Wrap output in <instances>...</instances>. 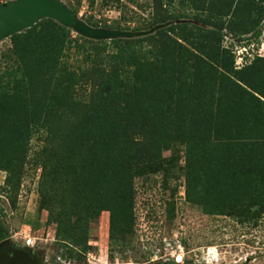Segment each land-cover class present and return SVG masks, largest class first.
<instances>
[{
  "label": "trees",
  "instance_id": "16d2710c",
  "mask_svg": "<svg viewBox=\"0 0 264 264\" xmlns=\"http://www.w3.org/2000/svg\"><path fill=\"white\" fill-rule=\"evenodd\" d=\"M224 2L222 14H229L232 4ZM253 4L249 0L244 9H235L233 24L202 35L203 41L186 31L177 38L162 31L164 42L151 51L132 44L124 47L109 70L94 72L89 104L71 99V93L74 85L90 79L84 72L59 68L68 40L65 25L45 18L12 35L19 70L5 72H11L9 77L22 75L16 77L13 91L0 89V167L10 170L25 160L34 125L54 128L67 122L68 128L55 133L69 138L73 146L95 143L99 148L91 165L100 174L111 160H125L124 177L129 180L119 177L118 185L129 201L101 200L92 215H85L86 228L91 217L108 209L113 234H121L133 216L132 167L159 160L174 142L187 145V193L192 201L207 207L210 203L221 212L237 198L264 206V58L239 69L235 55L223 47L225 29L235 35L258 30L264 16L251 17ZM57 79L61 89L52 90ZM59 154L65 158L64 150ZM87 182L98 195L104 179L91 174ZM70 230L67 225L65 231ZM58 232L63 235L62 227ZM68 236L60 241L70 240ZM86 249L92 245L86 243Z\"/></svg>",
  "mask_w": 264,
  "mask_h": 264
},
{
  "label": "rangeland",
  "instance_id": "374dc122",
  "mask_svg": "<svg viewBox=\"0 0 264 264\" xmlns=\"http://www.w3.org/2000/svg\"><path fill=\"white\" fill-rule=\"evenodd\" d=\"M7 1L10 0H0V3ZM62 1L96 28L139 32L166 25L145 36L126 38L129 40L92 39L66 26L68 40L62 57L64 64L59 68L85 73L90 81L74 85L71 99L89 104L94 72L109 70L124 47L132 44L151 51L164 42L162 31H168L175 38L186 31L203 41L202 35H211L213 29L233 24L237 18L235 9L245 7L249 0ZM224 1L232 4L229 14L227 10L222 14L226 8ZM253 8V19L264 16V0H254ZM12 47L11 36L0 43V89L9 91L18 86L16 77L22 75L9 77L11 72H5L6 68L13 73L19 70ZM99 78L102 80L103 76ZM51 88L60 90V80H55ZM69 125L67 122L53 125L54 128L49 124L34 125L25 160L10 170L0 167L1 226L15 246L24 247L26 239H32L35 245L29 248L40 255L43 264H159L164 261L264 264V206L254 199L240 202L237 198L235 201H238L228 203L221 212L211 208L210 203L207 207L192 201L187 193V145L183 142H174L153 163L132 167L133 216L121 234H113L108 209L91 217L86 228L85 215H92L100 202H106L107 198L117 204L129 201L126 192L118 188L119 181L127 180L125 160H111L112 165L106 166L105 171L99 169L100 174L98 167L91 165L99 148L95 143L87 148L77 147L69 138L65 140L55 133ZM59 150L65 151V158ZM47 154L54 159L49 160ZM91 174L104 179L98 195H94L87 182ZM67 225L72 229L70 232L65 231ZM61 227L63 235L60 236ZM68 233L71 239L60 241ZM86 243L92 245L91 250L86 249ZM178 257H181L180 263Z\"/></svg>",
  "mask_w": 264,
  "mask_h": 264
},
{
  "label": "water",
  "instance_id": "95a60500",
  "mask_svg": "<svg viewBox=\"0 0 264 264\" xmlns=\"http://www.w3.org/2000/svg\"><path fill=\"white\" fill-rule=\"evenodd\" d=\"M45 18H52L92 39L141 37L164 28L158 25L150 31L132 32L120 29L96 28L79 18L62 0H10L0 3V43L7 37L32 28ZM0 264H43L38 253L27 247L15 246L2 230L0 218Z\"/></svg>",
  "mask_w": 264,
  "mask_h": 264
},
{
  "label": "built area",
  "instance_id": "2783aa9c",
  "mask_svg": "<svg viewBox=\"0 0 264 264\" xmlns=\"http://www.w3.org/2000/svg\"><path fill=\"white\" fill-rule=\"evenodd\" d=\"M223 47L230 49L235 55L236 68L239 69L256 58H264V19L257 31L243 35H235L228 29H225ZM24 245L34 247L35 243L32 239H26ZM89 256H91V253H89ZM177 260L180 263L181 257H178Z\"/></svg>",
  "mask_w": 264,
  "mask_h": 264
},
{
  "label": "flooded vegetation",
  "instance_id": "af4514ba",
  "mask_svg": "<svg viewBox=\"0 0 264 264\" xmlns=\"http://www.w3.org/2000/svg\"><path fill=\"white\" fill-rule=\"evenodd\" d=\"M159 264H175V263H172V262H168V261H164V262H161V263H159Z\"/></svg>",
  "mask_w": 264,
  "mask_h": 264
},
{
  "label": "clouds",
  "instance_id": "9594fccd",
  "mask_svg": "<svg viewBox=\"0 0 264 264\" xmlns=\"http://www.w3.org/2000/svg\"><path fill=\"white\" fill-rule=\"evenodd\" d=\"M24 247H26L25 245H24ZM28 247V246H27ZM29 248V247H28Z\"/></svg>",
  "mask_w": 264,
  "mask_h": 264
}]
</instances>
